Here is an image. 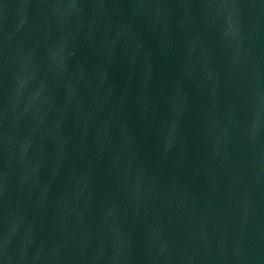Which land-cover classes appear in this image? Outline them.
<instances>
[{
	"label": "water",
	"instance_id": "water-1",
	"mask_svg": "<svg viewBox=\"0 0 264 264\" xmlns=\"http://www.w3.org/2000/svg\"><path fill=\"white\" fill-rule=\"evenodd\" d=\"M0 264H264V0H0Z\"/></svg>",
	"mask_w": 264,
	"mask_h": 264
}]
</instances>
